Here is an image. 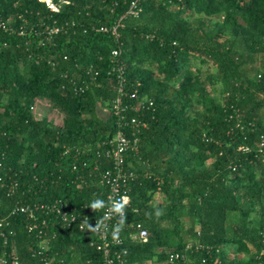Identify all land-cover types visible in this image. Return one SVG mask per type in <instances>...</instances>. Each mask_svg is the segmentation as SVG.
Masks as SVG:
<instances>
[{
  "label": "trees",
  "instance_id": "1",
  "mask_svg": "<svg viewBox=\"0 0 264 264\" xmlns=\"http://www.w3.org/2000/svg\"><path fill=\"white\" fill-rule=\"evenodd\" d=\"M61 1L55 12L39 0H0L9 27L0 29V218L19 201L106 200L100 173L112 163L98 152L117 131L123 66L126 91L154 102L141 113L148 125L138 152L126 156L136 178L120 228L129 263L163 264L192 241L222 247V264H264V0H182L179 9L143 0L119 40L97 29L126 13L121 0ZM65 23L75 26L46 40L47 26ZM11 221L0 259L41 264L27 218ZM139 223L146 243L131 238ZM50 232L43 254L52 264L102 263L93 231L51 223Z\"/></svg>",
  "mask_w": 264,
  "mask_h": 264
},
{
  "label": "built area",
  "instance_id": "2",
  "mask_svg": "<svg viewBox=\"0 0 264 264\" xmlns=\"http://www.w3.org/2000/svg\"><path fill=\"white\" fill-rule=\"evenodd\" d=\"M39 1L46 3L48 8L55 12L60 11V6L55 4L53 0ZM142 1L121 0L122 4L128 6L126 13L113 26H101L97 31L111 35L114 39L119 40L121 38L120 31L125 27V21L129 18H138L142 14ZM61 2L64 4L69 3L64 0ZM180 3H182V0H169L167 5L179 9L181 8ZM113 5L118 7L119 2H114ZM73 26H75L74 23H65L53 27L47 26L44 32L45 38L46 40H52L55 36L66 34ZM0 29L7 31L9 29L8 24L0 20ZM120 55L121 51H113L114 58H118ZM116 70L118 71L116 72L117 97L112 104V114L116 118L117 131L110 141L103 144L104 148L101 149V152H98V155L102 153L112 163L110 169L100 173L101 185L107 189L106 207L95 210V217H93L88 205L72 206L64 199H58L51 203L19 201L7 216L0 218V238L4 240V246L8 245L10 237L14 234L11 220L19 215H24L28 221L26 230L40 241V246L42 247V251L38 252L40 263L52 264L46 253L43 254V251L47 252L51 248L52 238L56 237V234H50L51 223L54 226L61 224L68 228L78 225L80 228L84 217H87L92 227H95L97 222L103 221L100 230L93 231L95 241L92 242V246L102 255L103 261L101 264H130L128 251L123 248L125 245L124 239L120 236V217L111 213L110 205L112 201L119 200L122 196H127L129 201L124 209L125 215L126 209L130 207L131 198L128 194V187L131 181L136 178L134 172L127 168L126 156L129 153L138 152L141 131L146 129L148 125L141 113L153 107L154 102L148 96L141 97L138 89L131 93L127 92L124 67L119 66ZM80 91L84 92V89ZM127 99L133 100L134 104L127 103ZM130 113H133L134 116H130ZM127 131H130L131 135L127 134ZM12 192H15L14 188ZM106 212L109 214L107 218L105 216ZM117 228H119V231H117ZM131 238L138 242L146 243L149 239V231L139 223L136 225L135 233L131 235ZM203 252L206 255L198 257ZM221 254H223V251L220 246L213 247L191 241L182 249L169 253L163 264H222ZM229 259H231L230 255ZM0 264H9L6 253L0 259ZM15 264H18V262Z\"/></svg>",
  "mask_w": 264,
  "mask_h": 264
},
{
  "label": "clouds",
  "instance_id": "3",
  "mask_svg": "<svg viewBox=\"0 0 264 264\" xmlns=\"http://www.w3.org/2000/svg\"><path fill=\"white\" fill-rule=\"evenodd\" d=\"M128 201H129V197L122 196V197H120L119 200L111 202V205H110L111 213L116 214L120 217L119 227H122L124 224V221L126 218L124 209H125ZM105 207H106L105 201L101 200V199H95L89 205V208H91L92 210L104 209ZM161 214H162L161 210H157L155 213V215L157 217H159ZM108 215L109 214L106 212V214H105L106 218L108 217ZM102 224H103V221L101 220V221L97 222L95 227H92L89 224L88 218L84 217L83 222L80 224V228H81V230H84L86 228L88 231H99ZM117 231H119V228H117Z\"/></svg>",
  "mask_w": 264,
  "mask_h": 264
},
{
  "label": "rangeland",
  "instance_id": "4",
  "mask_svg": "<svg viewBox=\"0 0 264 264\" xmlns=\"http://www.w3.org/2000/svg\"><path fill=\"white\" fill-rule=\"evenodd\" d=\"M194 64H195V66H200L199 62H197V61H195ZM203 68L205 69V67H203ZM193 69H196V68H193ZM46 108H47V106H45V105L38 107L37 116H39V118L42 117V116H45V114L47 113V111H45ZM158 203H162V200L159 199V198H155L154 204H158ZM250 245H251L252 249H255L254 245H252L251 243H250ZM228 251H229V253H231V255H230L231 259H233L234 256L235 257L237 256L235 251L233 252V250H231V247H229Z\"/></svg>",
  "mask_w": 264,
  "mask_h": 264
},
{
  "label": "crops",
  "instance_id": "5",
  "mask_svg": "<svg viewBox=\"0 0 264 264\" xmlns=\"http://www.w3.org/2000/svg\"><path fill=\"white\" fill-rule=\"evenodd\" d=\"M100 116L103 118V119H108L110 117V112L103 109L102 107H100ZM231 250H233V252L235 251L236 252V247L235 246H231Z\"/></svg>",
  "mask_w": 264,
  "mask_h": 264
}]
</instances>
